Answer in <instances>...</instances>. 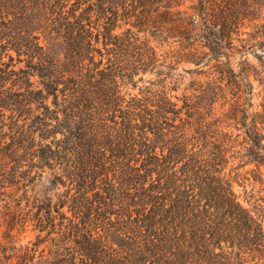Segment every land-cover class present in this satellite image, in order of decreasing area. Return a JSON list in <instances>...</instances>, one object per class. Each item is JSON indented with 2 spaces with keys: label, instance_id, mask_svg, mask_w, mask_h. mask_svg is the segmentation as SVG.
<instances>
[{
  "label": "trees",
  "instance_id": "trees-1",
  "mask_svg": "<svg viewBox=\"0 0 264 264\" xmlns=\"http://www.w3.org/2000/svg\"><path fill=\"white\" fill-rule=\"evenodd\" d=\"M186 1L0 0V264H264V0Z\"/></svg>",
  "mask_w": 264,
  "mask_h": 264
},
{
  "label": "rangeland",
  "instance_id": "rangeland-1",
  "mask_svg": "<svg viewBox=\"0 0 264 264\" xmlns=\"http://www.w3.org/2000/svg\"><path fill=\"white\" fill-rule=\"evenodd\" d=\"M191 3L190 0H187L185 5L183 7L188 6ZM157 42V41H156ZM155 43V42H154ZM167 48V47H166ZM165 49V47L163 48ZM249 61L251 63H256V59L252 55L248 57ZM236 60H239V57H236ZM201 70L200 65H195L191 62H182L179 64L178 69L176 71V74L181 75V81L179 82V88L178 90L173 91V95L181 96L185 91L186 87L189 86L190 82L193 79H202L204 76L202 74H199L198 72ZM148 78L154 77L153 74L146 75ZM256 84V81H254ZM143 83H139L137 87L133 91H137L139 87H141ZM257 102V101H256ZM253 168V165H247L242 168H234L231 171V177L233 179V188L236 192V194L239 196L240 200L243 202L244 205L247 207L254 209V200L249 197V193L254 188V185L252 183V177L251 173L246 174V171ZM231 168H228L227 171H230ZM247 178V179H246ZM249 178V180H248ZM255 191H260L262 189V186L260 184H257L254 188ZM258 193V192H257ZM259 194H264V191H260ZM41 232L35 228V220L30 222V225L26 229H21L19 232H17V239L18 242L21 244H27L29 242H34L38 239V236ZM46 234V231H44L41 235L44 236ZM55 235V234H53ZM3 239V233L0 231V240ZM4 241V240H3ZM48 242H44L40 250L45 248L47 246ZM47 251V250H46Z\"/></svg>",
  "mask_w": 264,
  "mask_h": 264
}]
</instances>
